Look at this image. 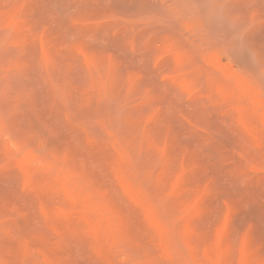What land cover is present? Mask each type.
<instances>
[{
  "label": "rangeland",
  "instance_id": "1",
  "mask_svg": "<svg viewBox=\"0 0 264 264\" xmlns=\"http://www.w3.org/2000/svg\"><path fill=\"white\" fill-rule=\"evenodd\" d=\"M0 264H264V0H0Z\"/></svg>",
  "mask_w": 264,
  "mask_h": 264
}]
</instances>
